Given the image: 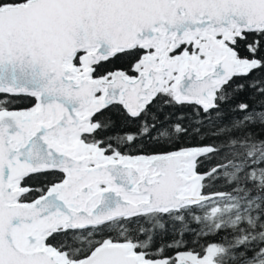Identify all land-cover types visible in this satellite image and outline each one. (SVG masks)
Listing matches in <instances>:
<instances>
[{"label": "snow or ice", "instance_id": "snow-or-ice-1", "mask_svg": "<svg viewBox=\"0 0 264 264\" xmlns=\"http://www.w3.org/2000/svg\"><path fill=\"white\" fill-rule=\"evenodd\" d=\"M0 264H264V0H0Z\"/></svg>", "mask_w": 264, "mask_h": 264}]
</instances>
